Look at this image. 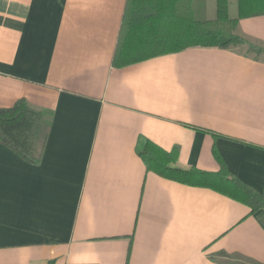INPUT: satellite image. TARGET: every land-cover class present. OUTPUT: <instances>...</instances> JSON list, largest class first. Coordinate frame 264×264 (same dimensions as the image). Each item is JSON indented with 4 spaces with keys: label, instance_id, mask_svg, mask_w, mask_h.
Segmentation results:
<instances>
[{
    "label": "crops",
    "instance_id": "1",
    "mask_svg": "<svg viewBox=\"0 0 264 264\" xmlns=\"http://www.w3.org/2000/svg\"><path fill=\"white\" fill-rule=\"evenodd\" d=\"M124 6L0 0V108L24 99L48 122L37 164L0 143V264H264V206L140 155L151 143L214 181L218 155L264 194V15L239 20L242 45L117 66Z\"/></svg>",
    "mask_w": 264,
    "mask_h": 264
},
{
    "label": "trees",
    "instance_id": "2",
    "mask_svg": "<svg viewBox=\"0 0 264 264\" xmlns=\"http://www.w3.org/2000/svg\"><path fill=\"white\" fill-rule=\"evenodd\" d=\"M229 0H215V16H198L194 0H125L117 36L113 64L132 61L187 47H235L245 42L238 29L240 19L264 15V0H236L237 16L229 14ZM47 119L24 100L0 108V143L30 163L40 161ZM140 155L147 169L169 178L207 184L249 205L251 210L264 206V194H258L230 176L223 163L216 173L170 165L174 156L146 143ZM215 175V174H214Z\"/></svg>",
    "mask_w": 264,
    "mask_h": 264
},
{
    "label": "rangeland",
    "instance_id": "3",
    "mask_svg": "<svg viewBox=\"0 0 264 264\" xmlns=\"http://www.w3.org/2000/svg\"><path fill=\"white\" fill-rule=\"evenodd\" d=\"M209 6L212 2V0H204V1H201V0H194V7L196 9V13L198 16H200V13H199V8L202 7V3H204ZM229 3H230V6H231V10L233 9V4H236V0H229ZM259 46V45H257Z\"/></svg>",
    "mask_w": 264,
    "mask_h": 264
}]
</instances>
